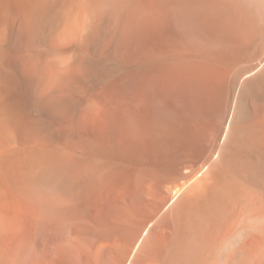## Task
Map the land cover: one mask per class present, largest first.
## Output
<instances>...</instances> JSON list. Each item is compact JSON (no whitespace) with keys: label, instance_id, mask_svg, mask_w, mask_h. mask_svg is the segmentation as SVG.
<instances>
[{"label":"bare ground","instance_id":"obj_1","mask_svg":"<svg viewBox=\"0 0 264 264\" xmlns=\"http://www.w3.org/2000/svg\"><path fill=\"white\" fill-rule=\"evenodd\" d=\"M0 264H264V0H0Z\"/></svg>","mask_w":264,"mask_h":264}]
</instances>
